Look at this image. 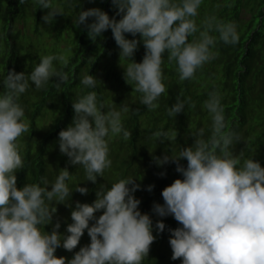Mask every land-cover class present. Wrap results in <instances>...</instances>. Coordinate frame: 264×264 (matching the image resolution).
<instances>
[{"label": "clouds", "instance_id": "obj_1", "mask_svg": "<svg viewBox=\"0 0 264 264\" xmlns=\"http://www.w3.org/2000/svg\"><path fill=\"white\" fill-rule=\"evenodd\" d=\"M34 2L36 9L47 10L42 16L45 24L65 15L53 0ZM66 2L79 9L73 25L83 26L91 41L111 30L119 60L127 61L119 64L123 78L134 86L140 104L148 111L159 107L158 100L167 91L162 67L165 57L175 65L180 82L192 81L198 70L218 57L214 50L218 43L235 45L239 41L235 23L215 14L197 24L203 0H110L113 16L98 7L83 9L81 0ZM141 43L144 55L136 62L133 57ZM68 64L69 58L63 54L44 55L30 74L8 70L0 82V264H143L156 236L151 216L139 210L141 201L134 196L141 187L136 177L121 178L110 186L100 184L91 203L77 200L74 206L69 203L73 191L87 195L89 189L79 183L69 186L72 175L68 167L62 168L54 182L41 177L37 183L17 187L16 173L25 168L20 139L31 131L20 97L30 82L37 90L45 89L53 77L57 87L67 84L70 77L63 69ZM97 81L88 72L80 83L95 89ZM221 99L213 88L203 103L211 118L209 134L204 128H194L189 133L190 145L174 154L153 156L158 167L175 164L182 179H174L162 189L164 203L153 202L152 212L157 217L171 215L180 225L168 229L172 260L181 264H264V167L242 152L236 154L241 136L226 122ZM186 106L195 108L196 104L191 97H177L167 115L175 119L185 113ZM71 107V123L58 133L59 152L69 165L83 168V181L97 184V178H103L112 167L110 142L116 137L132 138L122 119L130 109L124 105L116 110L94 90L78 96ZM177 135V130L160 129L152 138L163 144L176 140ZM152 189V185L147 187L149 192ZM58 204L72 209L71 223L63 233L60 220L53 222ZM46 225H51L50 232L45 231ZM165 227L162 219L155 221L157 234ZM85 231L90 242L73 252ZM61 247L73 252L70 259L55 255Z\"/></svg>", "mask_w": 264, "mask_h": 264}, {"label": "trees", "instance_id": "obj_2", "mask_svg": "<svg viewBox=\"0 0 264 264\" xmlns=\"http://www.w3.org/2000/svg\"><path fill=\"white\" fill-rule=\"evenodd\" d=\"M53 4L62 7L65 15H57L51 24H45L42 16L47 10L36 9L34 0H26L23 4L19 0H0V82L8 70L30 74L44 55L63 54L69 58L67 68L63 69L70 77L67 84L57 87L53 77L45 89L37 90L30 82V87L20 97L19 103L25 109V118L31 123V131L20 139L25 168L16 173L17 187L37 183L41 177L54 182L62 168L68 167L72 175L69 186L75 187L79 183L89 189L87 195L73 191L69 203L74 206L77 200L91 203L100 184L110 186L121 178L136 177L141 187L134 196L141 201L139 210L151 216L153 235L156 236L143 264H181L180 260L171 259L168 243V229L180 225L171 215L157 217L152 212V205L153 202L163 204L162 189L174 179H182V176L175 171V164L158 167L153 156L174 154L181 147L190 145L192 138L189 133L194 128H204L209 134L211 118L203 103L207 93L215 88L222 97L226 122L241 136V142L235 145L236 154L242 152L245 158L252 157L264 167V0H203L196 17L197 24L206 15L215 14L218 19L235 23L239 41L235 45L218 43L214 49L218 57L198 70L192 81L180 82L175 65L169 64L165 57L162 67L167 91L159 98V107L153 111L140 104L134 86L125 82L123 68L119 64L126 65L127 61L119 60V49L111 30L93 42L83 26L77 28L73 25L79 9L74 10L66 0H53ZM81 7H98L109 16L115 14L110 0H81ZM128 38L132 37L128 35ZM143 55L141 43L133 58L140 62ZM54 66L59 68V62L54 61ZM88 72L98 79L95 89H86L80 83ZM93 90L100 100L116 110L124 105L129 107L130 111L124 113L122 119L125 127L132 131L131 140L116 137L110 142L112 167L105 171L103 178H97V184L83 181V168L69 165L68 158L59 152L57 143L59 131L71 123L72 101ZM2 91L0 85V93ZM177 97H191L196 107L186 106L185 113L174 119L167 115V109ZM135 108L140 111L133 113L131 110ZM160 129L177 130L176 140L157 143L152 133ZM181 163L186 166L187 162L181 160ZM161 172L165 175L160 176ZM149 185L153 186L151 192L147 190ZM56 207L53 222L60 220L59 231L63 233L66 225L71 223L72 209L64 204ZM157 219H162L166 225L159 234L155 229ZM45 231L50 232L51 225H46ZM89 242L85 231L73 252ZM73 252L61 247L56 249L55 255L70 259Z\"/></svg>", "mask_w": 264, "mask_h": 264}]
</instances>
